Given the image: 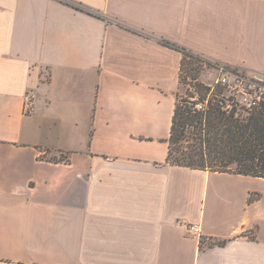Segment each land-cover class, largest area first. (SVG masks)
Here are the masks:
<instances>
[{"label": "crops", "instance_id": "crops-1", "mask_svg": "<svg viewBox=\"0 0 264 264\" xmlns=\"http://www.w3.org/2000/svg\"><path fill=\"white\" fill-rule=\"evenodd\" d=\"M164 42L264 75V0H0V264H264V178L167 161Z\"/></svg>", "mask_w": 264, "mask_h": 264}, {"label": "trees", "instance_id": "trees-1", "mask_svg": "<svg viewBox=\"0 0 264 264\" xmlns=\"http://www.w3.org/2000/svg\"><path fill=\"white\" fill-rule=\"evenodd\" d=\"M74 6L84 10L83 7ZM163 44L183 54L181 75L188 60L208 61L185 48L168 42ZM208 66L213 65L208 62ZM192 70L198 69H190ZM190 81L201 96L200 102L206 100L213 87L199 81V77L195 75ZM215 89L218 91L209 101L206 111L195 109L196 102L191 99L177 96L169 139L168 163L211 172L264 178V104L247 110L237 106L232 98L218 100L223 95L224 88L216 86ZM228 105L231 107L228 108ZM185 142L188 143L187 146Z\"/></svg>", "mask_w": 264, "mask_h": 264}, {"label": "built area", "instance_id": "built-area-1", "mask_svg": "<svg viewBox=\"0 0 264 264\" xmlns=\"http://www.w3.org/2000/svg\"><path fill=\"white\" fill-rule=\"evenodd\" d=\"M207 60V59H205ZM211 62L213 65L211 68L217 72V76L213 85H210L212 91L216 86H221L224 91L231 92V97H226L224 94L217 99L232 98L236 102L237 106L243 107L247 110H253L261 107L264 104V75L263 74H248L245 71L231 68L226 65L214 63L212 61H204V64L208 65ZM191 101L196 102L195 109L199 111H206L209 106V101L204 100L200 102L199 94H195L190 98ZM228 108L231 106L228 105ZM36 112V104L33 95H29L26 98L24 104V113L31 115ZM189 233L192 236H200L201 229L198 225H192L189 228Z\"/></svg>", "mask_w": 264, "mask_h": 264}, {"label": "rangeland", "instance_id": "rangeland-1", "mask_svg": "<svg viewBox=\"0 0 264 264\" xmlns=\"http://www.w3.org/2000/svg\"><path fill=\"white\" fill-rule=\"evenodd\" d=\"M188 61L189 62L186 64V67H185V69L181 75V88H180V91L178 93V96L180 98L183 97L185 99H190V98L194 97L195 94H197L196 89L194 87H192L191 81H190V79H192V77H194V75L198 76L199 81L205 83L206 85H213V83L215 82L216 76H217V72L214 71L208 65L204 64V62L196 61L194 59L188 60ZM190 69H198V70L197 71L196 70L190 71ZM217 91H218L217 89H215L214 91H211L208 94L207 98H205V99L211 100L213 98L214 94L217 93ZM223 94L226 97H231V92L224 91ZM200 99H201V96H200ZM185 145L187 146L188 143L185 142ZM177 155H178V153H177ZM50 158L55 160V159H58V156H52Z\"/></svg>", "mask_w": 264, "mask_h": 264}]
</instances>
